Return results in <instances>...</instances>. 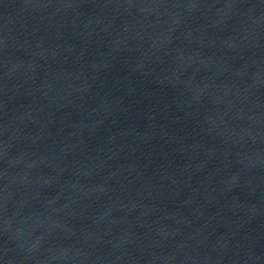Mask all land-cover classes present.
<instances>
[{"label":"water","instance_id":"obj_1","mask_svg":"<svg viewBox=\"0 0 264 264\" xmlns=\"http://www.w3.org/2000/svg\"><path fill=\"white\" fill-rule=\"evenodd\" d=\"M0 264H264V0H0Z\"/></svg>","mask_w":264,"mask_h":264}]
</instances>
